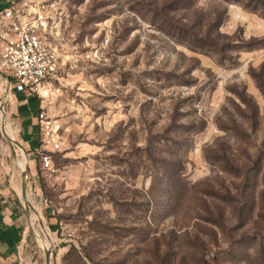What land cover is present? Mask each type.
Segmentation results:
<instances>
[{
	"label": "rangeland",
	"instance_id": "obj_1",
	"mask_svg": "<svg viewBox=\"0 0 264 264\" xmlns=\"http://www.w3.org/2000/svg\"><path fill=\"white\" fill-rule=\"evenodd\" d=\"M52 1L58 69L24 94L62 146L50 170L25 150L35 210L0 129L34 263L44 226L51 264H264V0ZM0 88L24 148V95Z\"/></svg>",
	"mask_w": 264,
	"mask_h": 264
},
{
	"label": "built area",
	"instance_id": "obj_2",
	"mask_svg": "<svg viewBox=\"0 0 264 264\" xmlns=\"http://www.w3.org/2000/svg\"><path fill=\"white\" fill-rule=\"evenodd\" d=\"M0 7V73L9 78L15 92H39L58 69V52L51 39L60 20L56 1L4 0ZM39 146L35 154L44 169L52 168L49 152L62 146L59 118L37 113Z\"/></svg>",
	"mask_w": 264,
	"mask_h": 264
},
{
	"label": "crops",
	"instance_id": "obj_3",
	"mask_svg": "<svg viewBox=\"0 0 264 264\" xmlns=\"http://www.w3.org/2000/svg\"><path fill=\"white\" fill-rule=\"evenodd\" d=\"M4 3V0H0V7ZM19 94L24 95V104L19 106L21 118L24 121L30 120L22 132V144L26 151L32 149L30 153L34 154L39 144L38 112L30 110L34 107L30 96L25 98L22 92H16L15 96ZM20 153L25 156L22 151ZM27 233L28 228L22 224L21 210L15 201V195L5 187L0 177V264H35L25 251Z\"/></svg>",
	"mask_w": 264,
	"mask_h": 264
},
{
	"label": "water",
	"instance_id": "obj_4",
	"mask_svg": "<svg viewBox=\"0 0 264 264\" xmlns=\"http://www.w3.org/2000/svg\"><path fill=\"white\" fill-rule=\"evenodd\" d=\"M0 108L2 109L1 106H0ZM1 133L4 135L6 140H8L11 144L15 145L17 148L22 149V151L26 155V163H25V166L21 172L20 195L22 198L23 205L26 208H30L32 210H35L34 207L28 201L27 194H26V182H27V174H28V167H29V161H28L27 153H26L25 149L21 146V144L16 139H12L10 136H8L6 134L3 126L1 128ZM41 247L43 248V251H44L45 264H51L50 258H51V254H52V245L50 244L49 246H46V247L41 246Z\"/></svg>",
	"mask_w": 264,
	"mask_h": 264
},
{
	"label": "bare ground",
	"instance_id": "obj_5",
	"mask_svg": "<svg viewBox=\"0 0 264 264\" xmlns=\"http://www.w3.org/2000/svg\"><path fill=\"white\" fill-rule=\"evenodd\" d=\"M0 90H1V88H0ZM2 126L4 127L6 134L8 136H10L12 139H14L15 133L12 130V128L8 125L7 116L4 112V110L0 108V129L2 128ZM19 150L22 151V149H20V148H15V153L17 155L16 166H18L22 170L25 166V163H26V155L23 157V155L19 153ZM41 227H42L41 230H42L44 237H40L39 240L42 242L43 247H46V246H49L50 244L53 243L52 235L50 234L51 232L49 233V231L47 230L46 227H44V226H41Z\"/></svg>",
	"mask_w": 264,
	"mask_h": 264
},
{
	"label": "trees",
	"instance_id": "obj_6",
	"mask_svg": "<svg viewBox=\"0 0 264 264\" xmlns=\"http://www.w3.org/2000/svg\"><path fill=\"white\" fill-rule=\"evenodd\" d=\"M29 151H30V150H27V152H29ZM36 156L38 157L37 154H36ZM49 227H50V229H51L52 231L58 230V228H59L58 224H50ZM80 260H81V259H80Z\"/></svg>",
	"mask_w": 264,
	"mask_h": 264
}]
</instances>
